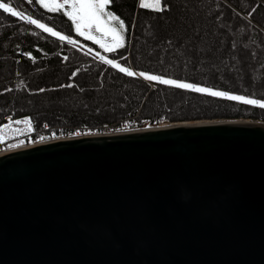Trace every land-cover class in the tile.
Instances as JSON below:
<instances>
[{"label": "water", "instance_id": "95a60500", "mask_svg": "<svg viewBox=\"0 0 264 264\" xmlns=\"http://www.w3.org/2000/svg\"><path fill=\"white\" fill-rule=\"evenodd\" d=\"M0 264H264V123H170L0 155Z\"/></svg>", "mask_w": 264, "mask_h": 264}, {"label": "trees", "instance_id": "16d2710c", "mask_svg": "<svg viewBox=\"0 0 264 264\" xmlns=\"http://www.w3.org/2000/svg\"><path fill=\"white\" fill-rule=\"evenodd\" d=\"M17 1H19L26 8V11L24 12L32 16L34 19L47 24L49 23V19L53 20L55 17H59L60 20L64 21L65 26L70 27L74 36L81 40H87L75 31L73 22L67 15L64 14L65 9H62L59 12H49L48 9L41 6L36 2V0H31V2H29V0H6V2H11L12 6L18 10L19 3ZM187 1L190 2L191 0H163L162 7L166 6L167 10L163 12L141 10L139 12L141 19L145 17L147 22L149 21L147 18H155L159 20V28L153 32L158 35V38L156 37V40L147 42V47L149 46L154 49L158 46V44H160V40L162 45L164 44L166 46L165 48H167L164 50L167 51L169 50L168 45L170 42L174 41V37L176 40L175 46L177 47L178 38L181 34L180 29L184 26L186 19L187 12H185V8L189 6ZM198 1L199 0H195V2L191 5H193L195 10H198L202 18L206 10L198 8ZM209 1L210 8L211 2L212 4H215L213 8L217 12H215L216 17L220 18L222 11H224L226 12V15L228 13V15L234 17L235 19L233 20H235L237 24L239 22H241V24L246 22V24L249 25L247 26L253 40L252 42L258 43V41L260 42L264 39V17L261 18L263 23H258L252 15L253 10H258L259 14H264L263 5L258 4L257 6H253L252 11L247 12L243 10V5L245 4L242 3V1L245 2V0H226V2L225 0ZM122 2L123 3L119 5H115L113 9L119 14H123V10L127 9L133 13L136 0H124ZM173 2L174 4H172ZM227 2L239 11H245L246 14L240 16L234 9L233 10L235 12H233L231 8L228 7ZM241 3L243 5H241ZM215 6L217 8H215ZM143 20L145 19H142V26H140L139 29L137 28L135 32L137 33V36L140 35V37L144 35L142 34L143 26H146L144 25ZM218 21H220V19H218ZM136 26H138L137 23ZM98 35L99 34H97V36ZM135 41H137V39L134 35L131 51L129 52L125 50L121 53L124 57L122 65L148 74L173 78L172 71L164 69V72V70H159L160 68L157 67L158 65L156 67H152L141 63V61H147L148 56L140 55L138 60H134ZM140 42L143 43L142 40ZM125 46L126 42L123 43V47ZM103 53L107 54L108 51ZM146 53L148 54V51H146ZM128 54L131 55L130 63L126 61ZM171 54L172 56L179 55L175 50ZM65 57H67V59H65ZM182 57L184 56H181V58ZM4 59L7 60V62L9 61V63H6V66H0V80L3 79L2 83L0 82V98H10L9 100H11L13 96L17 97V94H22V97H20V103H27L25 101L34 99V102L37 103L36 106H38V108L45 109L47 112H54L52 110L55 109L59 110L58 107L61 102L64 100L68 101V99L69 102L72 99V103L70 102V104H67L69 105L68 107H70L67 108V110H73L76 112L84 109L86 110L87 106L85 103H87L89 107H92L91 110L94 112L103 114H107L110 107L118 106L119 109L124 107L116 119L122 121L130 118H136L139 121V125H146L149 123L157 125L178 119L172 116L162 117V112L157 110L158 106L161 105L162 107L163 103L166 102L167 90L162 87L168 88L170 85L161 84L158 89L150 91L149 86L145 81L135 76L129 77L127 74L121 73L118 69L112 68L104 62L96 61L92 57V54L80 50L73 45L68 44L64 40H60L59 38L36 28L35 25L30 24L25 19L13 17L11 14L4 13L3 10H0V61H4ZM17 61L19 62L17 63ZM69 61L72 63L71 65L74 69L68 77L70 73V66L63 65V63ZM183 61L187 62L190 60L186 59ZM49 67L50 69H47ZM15 77L21 78L19 83H22L25 80L26 86H28L27 88L31 89V91L12 85L15 83L13 80ZM77 78H79V80L75 81ZM76 85L79 88H77ZM99 85L100 87L97 88ZM41 89H44V91H40ZM198 95L204 100L222 98L213 97L206 93H200ZM75 99H80V101L84 104H79V101V103L75 104L73 102ZM235 102L243 104L242 101ZM7 105H9V102H7ZM6 109L11 110L10 108ZM143 109L148 112L145 113L144 111L140 114ZM32 110H24L23 114L30 115L36 119L37 116L34 114L37 112V109ZM8 114L19 115L20 113L14 110L4 111L2 113V117L4 118V116ZM50 115L52 116L53 114ZM252 115V113H248L245 116L253 117ZM97 116H99L98 122L87 123L82 121L81 125L91 126L93 124L102 123L100 122L101 115ZM234 116L238 115H232L229 116V118H234ZM69 118L73 117L71 116ZM2 120H0V122Z\"/></svg>", "mask_w": 264, "mask_h": 264}, {"label": "rangeland", "instance_id": "374dc122", "mask_svg": "<svg viewBox=\"0 0 264 264\" xmlns=\"http://www.w3.org/2000/svg\"><path fill=\"white\" fill-rule=\"evenodd\" d=\"M124 0H113L116 5L123 3ZM209 0H199L197 3L199 9L206 10L204 15L200 16L198 10H195L193 5H191L195 0L187 1L188 7L185 8L186 19L184 22V26L181 27V34L178 38L177 47L175 46V37L174 41L170 42L168 45L169 50L165 48L166 46L159 40L160 44L157 47L150 48L147 47L150 41H154L158 38V35L153 32L156 31L159 26V20L155 18H147L149 20L146 21V18L143 17L144 25L142 28V37L137 36L136 29L142 26V19L140 13L137 16V25L135 26V31L133 35H130V40L132 41V37L135 35L137 41L134 43L135 52H134V60H138L140 55L148 56L147 61H141V63L152 66L159 67L161 71L164 69L172 71L173 78L164 77L162 79L168 80H176L182 83H190L202 88H209L221 92H225L228 95H237L243 96L245 98L257 99L264 102V39L262 41H258V43L252 42V38L250 36V31H248V24L244 22L241 24L239 22L236 23L234 17L231 15H226V12L222 11V15L220 18L216 17V10L213 8L215 4L211 2V8L209 6ZM229 1V0H228ZM19 9L17 11L21 12L25 17H30L34 19L32 16L26 14V8L19 2ZM226 2V0H225ZM150 3V2H149ZM202 3V4H201ZM244 3L245 5H243ZM241 5L244 6L245 11L251 12L253 6H257L258 4L263 5L258 0H245L242 1ZM174 4V2L172 3ZM201 4V6H200ZM227 5V4H225ZM230 6V5H229ZM225 7V6H223ZM215 8H217L215 6ZM230 8V7H229ZM152 9V8H148ZM212 9V10H210ZM214 9V10H213ZM107 10V9H106ZM235 12L233 9H231ZM216 12V13H215ZM253 18L256 22H262L261 18L264 17V14H259L258 10H253ZM122 16L128 19V23L130 22V18L132 16V12L130 10H123ZM202 15V14H201ZM210 17H209V16ZM212 17V18H211ZM222 18V19H221ZM220 19V21H218ZM26 20V19H25ZM28 21V20H26ZM39 21V20H38ZM49 23H43L47 27L53 29V31L58 32L60 35L67 37L65 41H72L73 44L74 37H72V30L70 27L65 26L64 21L60 20L59 17H55L53 20H48ZM186 25V26H185ZM248 25V26H247ZM225 26V27H224ZM225 29H224V28ZM133 25L131 26L132 31ZM233 28V29H232ZM233 32V33H232ZM233 34V35H232ZM127 31L124 33V39L126 38ZM194 35V36H193ZM157 37V38H156ZM193 37V38H192ZM146 39V40H145ZM78 40V39H77ZM143 41L140 42V41ZM70 43V42H69ZM146 43V44H145ZM248 43V44H247ZM82 41H77V46L79 49L83 51H88L92 54V57L96 61L104 62L101 60V57H104L103 54L98 51H92L91 48H88ZM133 44V43H132ZM251 45V46H249ZM223 46V47H222ZM147 47V48H146ZM177 49V50H176ZM148 51V54L146 51ZM176 51L178 56H172V52ZM140 52V53H139ZM155 52V53H154ZM181 56H184L181 58ZM107 59L106 57H104ZM190 61H183V60ZM180 60V61H179ZM226 60V61H225ZM127 62H131V55L128 54L126 58ZM156 61V62H155ZM3 62V63H2ZM19 61H17L18 63ZM117 63L124 62V59L121 61H115ZM140 62V61H139ZM7 60L0 61V66L7 65ZM72 63L65 62L63 65L70 66V76L72 70L74 69L71 65ZM120 64V65H121ZM162 64V65H161ZM263 65V66H262ZM122 67H127L125 65H121ZM142 66V65H141ZM145 66V65H144ZM143 66V67H144ZM146 67V66H145ZM69 68V67H68ZM130 71L131 68L127 67ZM47 69H50L47 68ZM165 72V70H164ZM82 74V73H81ZM146 74V73H145ZM150 75V74H146ZM136 76V75H134ZM162 76V75H156ZM8 79V78H6ZM21 78H13L15 83L12 85H16L19 88H25L28 91L25 80L22 83H19ZM140 79V78H139ZM77 78L75 81H78ZM3 79L0 80L2 83ZM149 81V80H148ZM99 82V81H98ZM151 85L154 86V90L158 89L161 83L158 81H150ZM0 83V84H1ZM59 83V82H58ZM97 85V84H94ZM164 86V85H163ZM77 88H79L76 85ZM100 87L97 86V88ZM166 89L167 97L166 102L158 106L157 110L162 112V117H176L177 120H173L170 122H165L167 124L176 123L180 121H249V122H263L264 123V109L259 108L258 106L248 105V104H239L234 100H228L225 98H217L215 100H204L199 97L198 94L191 90L187 89H179L174 85H170L168 88L162 87ZM109 89V88H108ZM101 92V91H100ZM22 95V94H21ZM21 95L17 94L13 96L11 100L6 98H0V120L3 119L2 113L4 111H16L19 112V115H24V110H32L37 109V112L34 114L37 116L36 121L40 123L48 122L54 125H74L79 126L81 122H98L99 116L100 122L93 124L91 126L96 128H102L103 130H107L112 127H120L127 124L130 119L119 121L118 118L121 110L124 108H120L118 106L110 107L107 114L94 112L91 110L92 107L87 106V109L81 110L79 112L73 110H67V108L72 103V99L69 102L64 100L59 105L58 109L52 110L54 112H47L45 109L38 108L36 106L37 103L34 102V99L25 101L27 103H20ZM11 97V96H9ZM14 100V101H12ZM80 103H79V102ZM9 102V105H7ZM75 104H81L82 101L80 99H75L73 101ZM74 104V106H75ZM84 104V103H82ZM160 104V103H159ZM6 108H10L6 109ZM49 110V109H48ZM33 111V110H32ZM148 112L143 109L142 112ZM248 113H252L253 117L245 116ZM50 114H53L52 116ZM97 114V115H96ZM10 115V114H8ZM17 115V116H19ZM234 116V118H229V116ZM73 118H69V117ZM216 116V117H214ZM156 117V116H155ZM158 117V115H157ZM212 117V118H211ZM111 120V121H110ZM65 122V123H62ZM69 122V123H67ZM89 126V125H88Z\"/></svg>", "mask_w": 264, "mask_h": 264}, {"label": "snow or ice", "instance_id": "6c2138e0", "mask_svg": "<svg viewBox=\"0 0 264 264\" xmlns=\"http://www.w3.org/2000/svg\"><path fill=\"white\" fill-rule=\"evenodd\" d=\"M31 2V0H29ZM41 6L48 9L49 12H59L65 9L64 14L71 19L75 26V31L85 39L91 40L98 44L105 51L111 52L114 49L123 47L124 33L127 31L125 22L117 15L113 14L110 10H106L112 0H36ZM141 8H152L156 12H163L167 10L166 6L162 7V0H140ZM0 10L4 13H9L13 17L26 19L36 28L43 30L46 33H50L54 37H59L60 40H65L67 37L60 35L58 32L53 31L52 28L47 27L45 24L40 23L36 19L25 17L21 12L17 11L6 0H0ZM97 34H99L97 36ZM70 43L72 41H69ZM67 59V57H65ZM104 63L110 65L112 68L118 69L121 73L127 74L129 77L135 75L133 71H130L127 67H122L119 63L112 59H105L101 57ZM140 76H143L149 81H158L165 85H174L179 89H187L193 92L206 93L213 97H222L228 100L242 101L245 104L258 106L264 109V102L257 99H248L243 96L228 95L225 92L213 91L209 88H202L190 83H182L176 80L162 79L156 75H146L141 72ZM70 86V85H69ZM40 91H44L41 89ZM31 123L30 121H25ZM17 124L21 121H16ZM75 135H80L79 132ZM43 139V137H41Z\"/></svg>", "mask_w": 264, "mask_h": 264}, {"label": "built area", "instance_id": "2783aa9c", "mask_svg": "<svg viewBox=\"0 0 264 264\" xmlns=\"http://www.w3.org/2000/svg\"><path fill=\"white\" fill-rule=\"evenodd\" d=\"M150 91L154 89V86H149ZM16 121H21L17 124ZM30 121L31 123H26ZM167 125V123H160L158 126ZM152 124L145 127H137L124 129V131L141 130L147 128H154ZM98 133L92 128L84 129L80 126L74 125H54L48 122L35 121L31 116L28 115H7L0 123V155L10 153L13 151L21 150L25 147H32L34 145L57 141L61 139L80 137L92 134H106L109 129L103 130L98 129ZM79 132L80 135H75ZM120 132V131H118ZM116 133V132H112ZM43 137V139H41Z\"/></svg>", "mask_w": 264, "mask_h": 264}, {"label": "flooded vegetation", "instance_id": "af4514ba", "mask_svg": "<svg viewBox=\"0 0 264 264\" xmlns=\"http://www.w3.org/2000/svg\"><path fill=\"white\" fill-rule=\"evenodd\" d=\"M116 4L113 2L112 0V3H110V5L108 6L107 10H110L113 14L117 15L120 19H122L124 22H125V25H126V28H127V35H126V38L124 39V41L126 42V46L125 47H121V48H118V49H114V51L116 53H110L108 57H110V59L112 60H115V61H121L123 56L121 55V53L123 51H125L127 49V46H128V41H129V34H130V31H131V26L134 25L135 23V19L138 15H136V7H137V0H136V3H135V8H134V11L132 13V16L130 18V22L128 23L127 19L125 17L122 16V14H119L117 11H115L113 8ZM88 47H90L91 49H93L92 51H98V50H101L102 51V48H97V46L93 45L92 43L88 42ZM91 45V46H90Z\"/></svg>", "mask_w": 264, "mask_h": 264}, {"label": "bare ground", "instance_id": "6f19581e", "mask_svg": "<svg viewBox=\"0 0 264 264\" xmlns=\"http://www.w3.org/2000/svg\"><path fill=\"white\" fill-rule=\"evenodd\" d=\"M222 19V18H221ZM225 27V26H224ZM223 27V28H224ZM225 29V28H224ZM233 29V28H232ZM233 33V32H232ZM233 35V34H232ZM248 44V43H247ZM251 46V45H249ZM223 47V46H222ZM226 61V60H225ZM263 66V65H262ZM212 118V117H211ZM239 121V120H238ZM212 122H218L217 120L216 121H180V122H176V123H172V126H177V125H195V124H204V123H212ZM248 122V121H247ZM58 141V140H57ZM50 142H54V141H50ZM45 143H48V142H45ZM40 144H43V143H40ZM40 144H37V145H40ZM36 146V145H34ZM27 147L23 148V149H26Z\"/></svg>", "mask_w": 264, "mask_h": 264}, {"label": "crops", "instance_id": "0c3cea01", "mask_svg": "<svg viewBox=\"0 0 264 264\" xmlns=\"http://www.w3.org/2000/svg\"><path fill=\"white\" fill-rule=\"evenodd\" d=\"M227 4H228V7H230L231 9L236 10L237 11V14H239L240 16L246 14L245 11L244 12L239 11L237 8H235L234 6L230 5V3L227 2Z\"/></svg>", "mask_w": 264, "mask_h": 264}]
</instances>
